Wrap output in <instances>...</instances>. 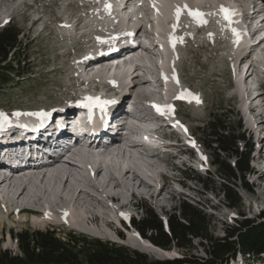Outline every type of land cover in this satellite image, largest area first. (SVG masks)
Masks as SVG:
<instances>
[{
	"label": "rangeland",
	"instance_id": "1",
	"mask_svg": "<svg viewBox=\"0 0 264 264\" xmlns=\"http://www.w3.org/2000/svg\"><path fill=\"white\" fill-rule=\"evenodd\" d=\"M13 1V3L8 4L6 2L0 3V7L3 6L6 9L0 16L3 21L2 24L0 23V30L12 28L17 33L18 47L15 59H19L22 64L18 71L19 76H13L10 84L0 86V113H8L10 117L15 118L19 116L30 118L31 115H28V113H32L31 111L38 109L50 111L53 109V111H56L60 105H65L69 102L70 92L74 93L76 88V84L73 83L68 72L72 68L69 59L83 56L86 54L84 52L89 47V44H94L95 42L94 38L84 36L85 43H83L78 38L79 35H76L82 26L80 23L86 15L85 11L90 9L87 8V4L83 0H72L73 4L67 7L59 4L58 0ZM189 1L191 2V0ZM9 15L12 22L5 27L6 24L4 23ZM65 15L66 17H64ZM61 17H64L65 24ZM88 17H91V15ZM92 18H95V25L103 23V21L98 19V15ZM218 20H220L219 17ZM184 21L185 19H182V24H184ZM67 22L71 25L70 27H68ZM78 25L81 26L79 27ZM43 26L44 29L41 30ZM88 26L92 25L89 24ZM227 27H230V24H224L222 31L216 33L204 29L197 34L185 31L182 33L184 41L178 40L176 42L174 53L175 56H178V59L172 65L170 73L167 70L163 71L167 79L176 82V87H178L174 88L171 86L167 92L165 89L164 91L166 95L170 94L167 96L169 102L178 101L179 96L183 94L187 98L188 104L184 103L183 106L177 107L175 112L169 110L171 107L167 103L165 110H169L170 115L164 114L171 119L183 136L189 135L193 137L198 144V150L204 153V158L192 157L195 163L193 161L191 163L196 168L188 167L180 162L184 168L173 171L176 174L175 176L181 179L180 182L174 180L178 192L176 195H171L168 191L169 188H166L167 191L161 197H164L163 204L165 205L158 203L160 198L149 197L152 193L148 192L147 187L144 186V181H150L144 178L139 179L136 182L135 189L139 193H144V200L136 199L132 201L134 206L131 205L130 209H122H125L129 214H134L133 219L135 222L145 218L147 216L146 210L150 209L161 220L163 230L169 232L170 218L172 216L181 217L183 202L195 207L205 217L209 233L213 238L229 237L231 231L237 228L240 229L241 223L247 220L253 221L255 225L264 222V149L262 148L264 144V123L259 122L256 117L258 111L262 112L264 116V96L255 101L254 105L258 104L256 111H247V106L244 108V113L240 111L242 104L239 98L241 93L238 85L242 83V75L239 74L240 65L236 62V60L238 61L237 57L234 60V52L238 51L236 50V45L240 38L235 37L231 29ZM243 28L245 29L246 26H243ZM60 33L71 34L73 38L67 40L68 42L64 41L58 37ZM96 33L98 32H94V34ZM179 33L175 37H180ZM126 35H132V32L128 29L126 30ZM245 36L247 35L245 34ZM256 50L255 53H259L260 56L257 57L261 60L264 50L262 51L260 48H256ZM13 58L11 56V59ZM147 63L152 66L154 62L147 60ZM235 67H237L238 72H236ZM147 72L152 74V70H148V68ZM98 74L103 75L104 72H97L92 80L103 83L101 86L105 90L108 91V89L112 88L111 86H116L113 80L100 79ZM260 74L264 79V73ZM146 79L145 77L144 81L147 83L149 80ZM140 81H143V79L136 80V82ZM161 84H159L158 88L161 87ZM248 84L249 82L247 83L244 80L243 88L246 91L247 87L250 86ZM117 87L119 88L120 85L117 84ZM141 88L137 90L141 92ZM105 90L98 92L106 94L107 91ZM178 90L180 92L176 93ZM142 93L150 92L143 89ZM188 93L192 95H188ZM124 95L121 97H124ZM149 95L152 97V93ZM127 97L129 96L127 95ZM193 97H198L200 102L198 103ZM16 113H20V115H16ZM213 115L221 116L222 122L228 121L229 123L231 119V126L234 129H236L238 121L241 122L242 130L240 134L245 137V141L239 142L240 151H245L246 147L252 148L248 158L250 172L244 176L245 179H238L232 184H228V187L232 190L230 196L235 194L240 200V204L236 207L228 198V194H225L226 183L222 180L223 171L221 167L219 168L217 161H225L227 165L234 167L235 162L239 161L238 157L236 158L234 154L226 155L216 151L214 149L215 145H211L213 147H210V149L208 147L205 148L201 143L203 140L207 144L209 143V138L203 131ZM2 119L0 117V120ZM179 122L184 127L179 126ZM236 134L238 135L239 133L237 132ZM50 138L48 136L46 139L49 140ZM30 141V139L25 140L23 143L20 140L11 139L9 148L14 154L26 153L27 159H30L34 152V144ZM173 165L172 163L164 166L171 170ZM65 167L69 166L65 165ZM81 171L87 173L85 170ZM78 174L79 177L82 176L80 173ZM94 178H100L99 184H102L101 186L108 182L110 184L113 183L106 172H104L103 177L95 175ZM160 179L161 177L158 181ZM89 180H91L89 184L95 186L92 178ZM140 182H143L141 187L139 186ZM168 183L171 184L170 180ZM77 184L81 188L93 192L92 188L87 186L88 184H86V187L84 183ZM156 186L153 190H158L159 192L157 191V193H160L161 181ZM0 207H2L0 208L2 211L12 208L6 201L2 202ZM3 221L4 224H0V250L13 256L21 255V250L17 239L14 236L11 237V234L15 235L23 230H55L60 238L64 240L68 239V231L74 230L75 234L82 235L89 241L99 240L110 247L127 250L128 255H140L148 263L204 264L212 259L211 246L202 239H191V245L187 248H179L175 243H172L170 248L163 249L144 238L134 221L131 222V224L133 223L132 227L127 228L126 232L120 231L116 226L117 224H114V230L106 234L108 236L101 234L90 223L84 224V228L91 232H82L79 229H71L63 223L33 226L32 223L34 221L39 223L41 219L27 214L12 217H8L6 214ZM95 233L96 235H94ZM237 234L236 237L238 236ZM146 235L149 238L151 231L146 232ZM135 245L137 248H134ZM139 245L146 247L147 251L139 249ZM215 264H264V252L250 255V253L237 249L235 254Z\"/></svg>",
	"mask_w": 264,
	"mask_h": 264
},
{
	"label": "bare ground",
	"instance_id": "2",
	"mask_svg": "<svg viewBox=\"0 0 264 264\" xmlns=\"http://www.w3.org/2000/svg\"><path fill=\"white\" fill-rule=\"evenodd\" d=\"M154 2L156 3V9H154L150 13L153 17V19L150 20V22L153 24V27L151 30L158 38L159 40L158 45L162 47L163 53L165 56V61L161 65L162 70H168L169 72L171 71L172 65L175 64V62L178 59V56H175V53H174L175 46L168 44L169 42L173 41L174 33L177 30H179L180 18L179 20H177V17H176L177 8L179 7L182 10H187V11L188 9L196 11V10H200L201 6L204 5V3L203 4L200 2L191 3L192 1L190 2L189 0H154ZM213 3L216 4L215 2ZM185 5H187V8L184 7ZM134 16L138 18L137 13H134ZM120 19H121L120 24L125 27L124 34H126V30L128 29L132 32V35L134 33H135L134 35H137L140 31H142L143 26H140L142 23L141 21L134 22L131 27V26H127L128 18L121 16ZM236 20H237V23L240 22L238 17ZM174 25H176V27H174ZM241 30L244 31L245 29L241 27ZM263 31H264L263 21L261 22L256 21V26L253 27L252 29L255 43L253 47L250 48V49H253L250 52L245 51V47L247 46V44H249V41H248V37L243 35V38L239 42L238 49H236L238 51L235 52V57H237L238 63H241V61H245L246 58H249L251 55H254V53L257 51L256 48H260V50L262 51L264 50V48H261L262 47L261 44L264 43V36H261V32ZM128 36H131V35H128ZM92 56L93 55L91 53L85 58V60L88 61L87 59H90V58L92 59L93 58ZM255 56L257 57L260 55L259 53H255ZM255 56L254 58L258 60L256 64L253 59L251 64H248L244 70H241V67L239 66L240 68L239 74L242 75L241 76L242 83L238 85V88L240 89L241 95H239V98L242 104L240 106V111H242L243 113H244V108L246 106H247V111H252V112L253 110L256 111L258 109L256 108L258 107V104L254 105V103L255 101H258L259 99H261V97L263 96V94L257 93L258 87H257L256 81L258 80L257 78L259 74L264 73V67L260 66L261 63L259 62L262 59L259 60L258 57L256 58ZM109 59H113V58H108L103 61H106ZM147 60H150V59L142 58L139 61L140 63L148 64ZM256 65H257V69L253 70V73L247 79H245V76L247 75V73H249L251 67H255ZM97 66H100V65H97ZM153 66H154V63L152 64V66L148 64V66H145V68L146 69L148 68V70H152ZM131 69H132L131 66H128L124 70H118L112 73L104 72L103 75L98 74V77L100 79L102 78V79H109V80L114 81L116 86H111L112 88L108 89V91L114 92V95H115L114 101H116V103H118L119 100L121 99V96H123V94L126 93L125 88H128V86H125V78L130 77L131 72L129 71ZM245 71L247 72L245 73ZM146 75L145 74L142 75L144 77L137 75L132 79L128 78V80L131 79V81L133 80V82L135 83L133 88L136 91H140L137 89L143 87L145 84H151L150 81H148L147 83L144 81V78L146 77ZM254 75H256L255 78L248 84L250 85L248 87H250L251 90L246 91V89L243 88V82L244 80L251 79V77H253ZM142 79L143 81L136 82V80H142ZM172 81H169L168 79L164 80L160 88L165 89L166 92L167 90L170 89L171 86L175 88L177 83L172 82ZM117 84L120 85L119 88L117 87ZM142 90H141V93H142ZM166 92H165L164 97L162 96V99H165L166 96L170 95V94L166 95ZM179 92L180 91L178 90V92L176 93H179ZM169 97L171 98V96ZM128 103L129 101L124 102V106L126 107ZM162 108L164 109V113L166 114L169 113V110H167L168 113L166 112L165 106H163ZM76 113H79V112L74 111V112L69 113L66 120L64 122H61L62 125H67L68 129L71 132H72V125L69 122V120L75 119L74 117ZM256 117H257V120L259 119L258 120L259 122L261 121L264 123V116L262 112L258 111L256 113ZM58 120H60L59 117L57 119L56 118L54 119V121L56 122ZM16 121H19V120H16ZM152 122L154 125L159 124L158 121H152ZM69 130H67L68 134H71ZM114 136L115 135H113V139H114ZM131 136H132V133H126L123 135L122 140L126 139V137L128 139ZM100 140H101L100 138H95V137L91 139L92 142H97ZM153 142H154V145L158 149H160V146L157 145L158 142H156L154 139H153ZM112 149L113 148L106 149L105 152H106L107 157H102L101 155H97L94 153L93 154L84 153L82 154V158H83V164L81 166L82 169L79 167L80 165L75 166V168L87 171L86 167H84L85 166L84 164L92 162L94 164L95 172H97V174L101 173V175L102 173L106 172L110 176V181L113 182L112 184H110L107 181L108 183L101 186L102 184L99 185L98 183L94 182V179H95L94 178L92 180L95 186H93L89 184L91 180H89L90 178H88L89 176L86 172L83 173V175L80 177H79V174H77V177H74L71 171L70 170L67 171V169L65 168L64 169L60 168L59 171H57L58 169L56 170V172L58 173L57 175L61 176V180L59 181H58V178L44 180L43 178L45 177V174H46L45 173L44 175H40L39 179L35 177L34 175L26 176L25 178L19 179L18 180L19 184L14 187L11 186V184L9 185L8 183H6L5 185L3 184L4 185V196L2 192H0V202H1L0 206L2 202L6 201L12 206V208L10 209L7 208L6 211L0 210V224H4L3 220L5 219L6 214L8 217H12V216L20 215V214L22 215L27 212L30 215L41 219L39 223L34 221L32 223L33 226H39L40 224L43 225V224H49V223H54V224L63 223L71 229H77V230L79 229L82 232H91L84 228V224L90 223L94 226V228L98 229V231L101 234L106 235L110 233V231L114 230L113 226L115 224V221L117 220L116 213L118 212V210L123 209V208H129L131 205H133L132 201L136 199L144 200L143 198L145 197L144 193H139L135 189L136 182H138L140 178L141 179L144 178L150 181L149 183L151 184V186L150 188H147V189H148V192L150 191L152 194L149 197L150 198L155 197L156 199L160 198V202L158 203L163 204L164 197L163 198L161 197L167 190L164 189L160 193H157L153 190L154 187H152V185L156 186L158 179L162 177L161 172L162 171L166 172L164 171L166 169L164 166L165 160L164 161L157 160V162L155 163H147L144 161V158L141 157L140 155L131 154V153H130L131 155L127 156L126 160H124L123 157L118 156V155H113V158L110 159L112 155ZM161 152L162 151H160V153ZM151 157L152 159L155 158L154 155ZM174 159H178V155H175ZM2 173H4V171ZM1 183H5L4 180ZM77 183H84L85 187H86V184H88L87 186L89 188L91 187L93 192H91L88 189L81 188ZM139 186L141 187L143 186V184L140 182ZM171 187L172 185H170V188ZM116 190H119L120 192ZM17 207H20L21 209V212L18 214L12 211V209L17 208ZM61 208H67L69 210V213L67 216L60 214L58 209H61ZM94 235H96V233ZM134 248H137V246L135 245ZM138 248L145 250V252L147 251V248L144 246L139 245Z\"/></svg>",
	"mask_w": 264,
	"mask_h": 264
},
{
	"label": "trees",
	"instance_id": "3",
	"mask_svg": "<svg viewBox=\"0 0 264 264\" xmlns=\"http://www.w3.org/2000/svg\"><path fill=\"white\" fill-rule=\"evenodd\" d=\"M17 38L18 35L12 28L0 31V86L10 84L13 76H19L18 71L22 63L19 59H15ZM11 55L13 59L10 58ZM220 117L218 115L212 117L204 134L209 138V143L206 144L208 147L215 145L216 151L226 155L234 154L239 159L236 168L227 165L225 161H217L223 171L222 180L226 183L225 194H228V198L236 207L240 204V200L235 194L230 196L232 190L228 184L238 179H245L244 176L250 171L248 158L251 149L246 152H240L238 149V141L245 140L240 134L241 122L238 121L234 129L231 126V119L229 123L222 122ZM146 215L145 218L134 223L146 237V232L151 231L150 241L163 249L170 248L172 243L179 248H187L191 245V239L195 238L208 242L211 246L212 259L204 264L221 262L235 254L237 249L250 255L264 252V222L255 225L253 221L247 220L241 223L240 229L231 231L229 237L213 238L209 233L205 217L195 207L185 202L182 205L181 217L170 218L169 232L163 230L161 220L152 210L147 209ZM68 235V239L63 240L55 231L23 230L15 235L22 254L13 256L0 250V264H177L148 263L140 255H128L125 249L110 247L99 240L89 241L84 236L74 233Z\"/></svg>",
	"mask_w": 264,
	"mask_h": 264
},
{
	"label": "snow or ice",
	"instance_id": "4",
	"mask_svg": "<svg viewBox=\"0 0 264 264\" xmlns=\"http://www.w3.org/2000/svg\"><path fill=\"white\" fill-rule=\"evenodd\" d=\"M105 7H106V9H109V10L111 9V5L110 4H106ZM184 7L187 8V5H185ZM181 12H182V9L178 7L177 10H176L177 20H179ZM188 12H189V14L191 16H193L197 20L198 23H200V24L207 23V21L205 19H203V17L208 15L207 13H202L199 10L193 11L191 9H188ZM220 12L223 14L224 19L228 20V21H231L232 16L234 15L233 10H231V9H229L227 7H224V6H221ZM174 27H176V25H174ZM233 32H235V29H233ZM180 39L181 38H179V37L173 36V45H175V43L178 40H180ZM165 79H167V77H165ZM188 95H192V94L188 93ZM193 98L196 99V101L198 103L200 102L198 97H193ZM88 99L90 101H94L97 104H100L101 106H103L105 104H108V103H116V101H114V100L113 101H100L99 99H95V98H91V97H89ZM155 107L157 108L158 112H160L161 114H164V109L161 106L157 105ZM169 110L171 111V109H169ZM16 115H20V113H16ZM28 115H36V116H40V117H45V116H48L49 113L41 111V112H38V113H28ZM0 117H2L5 121L8 119L7 114H4V113H0ZM67 215L68 214L65 213V216H67Z\"/></svg>",
	"mask_w": 264,
	"mask_h": 264
}]
</instances>
